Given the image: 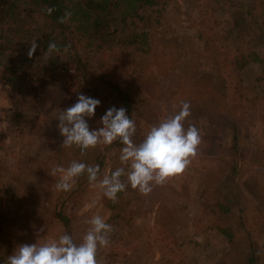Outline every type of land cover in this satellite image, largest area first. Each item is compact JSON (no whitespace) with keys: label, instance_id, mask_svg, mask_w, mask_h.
I'll return each instance as SVG.
<instances>
[{"label":"rangeland","instance_id":"374dc122","mask_svg":"<svg viewBox=\"0 0 264 264\" xmlns=\"http://www.w3.org/2000/svg\"><path fill=\"white\" fill-rule=\"evenodd\" d=\"M140 16L143 53L78 42L89 82L66 53L30 79L38 14L21 45L0 28V264H248L253 243L264 264V66L235 65L264 61V0H156Z\"/></svg>","mask_w":264,"mask_h":264},{"label":"trees","instance_id":"16d2710c","mask_svg":"<svg viewBox=\"0 0 264 264\" xmlns=\"http://www.w3.org/2000/svg\"><path fill=\"white\" fill-rule=\"evenodd\" d=\"M155 4L156 0H0V28L3 38L7 37V33H13V37L8 38V44L13 46L16 41V44L21 45L28 40L24 33V29L27 30L28 19L38 14L43 19V23L39 36L28 51L31 65L36 64L30 79L44 77L54 72L61 62L60 53H66L72 56L77 73L89 82L90 78L94 77L93 71L83 61L78 42L85 41L90 47L97 43L95 48L98 50L123 44L124 53L128 50L143 53L145 46H148L147 33H140L137 30L129 32V24L141 18L140 9ZM3 23L9 26L8 30L1 26ZM16 34L18 37L15 38ZM200 36L203 38L202 33ZM235 63L238 71L251 64L264 66L263 59L256 52L237 55ZM14 69L15 67H12L10 73ZM21 78L19 75L7 77L9 81L15 83L20 82ZM114 91H118V95L123 97L126 104L125 115L128 117L132 110L129 94L123 92L124 90L119 86L114 87ZM229 110L230 106L223 107L219 109L217 116L220 120L224 117L226 126L234 132L237 131L238 123L235 121V113L228 112ZM233 150L236 152V147H233ZM237 165L236 161L233 175L237 172ZM58 218L65 227L69 226L68 217L60 214ZM222 231L226 233L224 229ZM227 235L232 238L231 234ZM257 248L258 246L253 243L248 264H257L260 260ZM68 251L67 249L66 254ZM64 257L65 255L58 264L64 261Z\"/></svg>","mask_w":264,"mask_h":264}]
</instances>
